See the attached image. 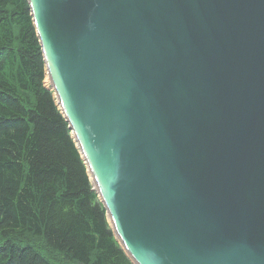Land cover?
I'll return each mask as SVG.
<instances>
[{"label": "water", "instance_id": "95a60500", "mask_svg": "<svg viewBox=\"0 0 264 264\" xmlns=\"http://www.w3.org/2000/svg\"><path fill=\"white\" fill-rule=\"evenodd\" d=\"M28 4L132 263L264 264V0Z\"/></svg>", "mask_w": 264, "mask_h": 264}, {"label": "trees", "instance_id": "16d2710c", "mask_svg": "<svg viewBox=\"0 0 264 264\" xmlns=\"http://www.w3.org/2000/svg\"><path fill=\"white\" fill-rule=\"evenodd\" d=\"M45 81L28 0H0V264H134Z\"/></svg>", "mask_w": 264, "mask_h": 264}, {"label": "rangeland", "instance_id": "374dc122", "mask_svg": "<svg viewBox=\"0 0 264 264\" xmlns=\"http://www.w3.org/2000/svg\"><path fill=\"white\" fill-rule=\"evenodd\" d=\"M45 83H46V86L48 87V86H49V84H48L47 78H46V81H45Z\"/></svg>", "mask_w": 264, "mask_h": 264}]
</instances>
